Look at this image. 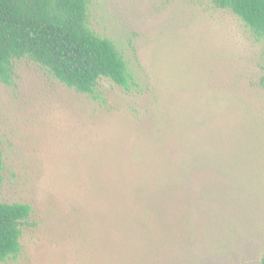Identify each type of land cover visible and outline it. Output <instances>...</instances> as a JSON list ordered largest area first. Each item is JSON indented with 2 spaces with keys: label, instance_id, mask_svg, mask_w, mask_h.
<instances>
[{
  "label": "rangeland",
  "instance_id": "374dc122",
  "mask_svg": "<svg viewBox=\"0 0 264 264\" xmlns=\"http://www.w3.org/2000/svg\"><path fill=\"white\" fill-rule=\"evenodd\" d=\"M136 83L101 100L23 57L0 81V202L31 214L0 264H260L264 38L207 0H89Z\"/></svg>",
  "mask_w": 264,
  "mask_h": 264
},
{
  "label": "trees",
  "instance_id": "16d2710c",
  "mask_svg": "<svg viewBox=\"0 0 264 264\" xmlns=\"http://www.w3.org/2000/svg\"><path fill=\"white\" fill-rule=\"evenodd\" d=\"M88 1L0 0V81L10 84L13 60L25 57L65 87L93 100L102 99L101 80L125 91L135 87L114 42L89 27ZM207 1L237 16L256 39L264 38V0ZM2 168L0 153V172ZM30 214L29 204L0 202V262L19 254L22 227L29 224Z\"/></svg>",
  "mask_w": 264,
  "mask_h": 264
}]
</instances>
